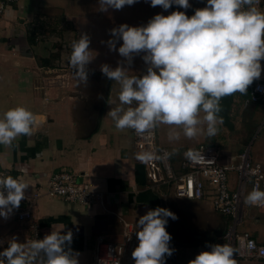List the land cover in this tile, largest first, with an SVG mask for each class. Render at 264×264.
Instances as JSON below:
<instances>
[{"label": "crops", "instance_id": "crops-1", "mask_svg": "<svg viewBox=\"0 0 264 264\" xmlns=\"http://www.w3.org/2000/svg\"><path fill=\"white\" fill-rule=\"evenodd\" d=\"M206 2L189 0L191 7L186 14L194 15L195 9L205 7ZM175 8L173 5L164 11L159 6H150V0H138L121 10L109 8L107 12H101L98 0H18L0 18V118L17 106L25 107L35 116L31 136L18 137L11 148L0 145V170L29 185L25 198L32 199L33 223L41 230V239L52 230L72 231L70 248L80 254L79 264H92L97 237L120 242L124 223L132 227L139 244L137 221L156 207L167 208L178 217L175 220L168 218L166 225L172 237L169 247L174 252L176 249L182 251L177 252L178 258L191 255L189 259H194L202 248L207 251L208 245L221 244L230 225V219L217 213L208 200L171 199L164 197L168 194L165 188L160 192L151 190L142 160L138 159L140 152L135 147L132 129L118 130L107 115L110 107L119 103L120 86L107 79L100 66L109 64L115 68L117 61L123 59L107 46L106 42L112 38L110 30L121 24L146 25L155 14L168 15ZM261 11H264V0ZM44 20L47 22L40 29L45 38L30 43V31L37 22ZM81 33H87L91 40L92 61L88 65L87 83L75 76L68 60L64 72L68 85L43 89L42 69L53 68L61 53L57 41L72 43L79 40ZM121 44L122 40L117 43V48ZM142 55L134 57L128 75L139 76L146 72ZM261 65L264 69V61ZM261 77H264V70ZM245 95L235 93L221 99L222 111L218 115L223 118V123L217 125L215 136L209 137L206 131H201L188 138L182 128H177L180 139L170 141L168 132L175 126H156L157 145L168 150L175 170L179 169L184 153L200 146L213 147L215 142L233 148L236 154L249 148L251 158L264 167V137L253 140L264 119V108L247 103ZM203 115L201 112L200 116ZM199 127L206 129V124ZM60 171L78 176L79 182L106 195L107 199L93 207H82L60 198H49L45 194L48 180ZM235 182L236 175L232 174L231 191ZM27 205L24 199L8 219L0 217V239L5 248L12 237L20 243L28 242L30 223L15 217V213L26 209ZM247 205L241 232L258 244H264V211ZM126 253L125 264H134L130 260L132 253ZM234 260L236 264H264L263 260ZM166 264H177V261Z\"/></svg>", "mask_w": 264, "mask_h": 264}, {"label": "clouds", "instance_id": "clouds-1", "mask_svg": "<svg viewBox=\"0 0 264 264\" xmlns=\"http://www.w3.org/2000/svg\"><path fill=\"white\" fill-rule=\"evenodd\" d=\"M137 2L98 0L101 12L109 8L121 10ZM258 4L259 0H207L205 7L195 9L189 17V0H150V6L164 11L173 5L185 11L158 13L146 25L121 24L111 29L107 46L123 59L117 61L115 68L102 64L100 71L120 86L119 103L107 113L115 127L133 129L139 134L159 124L175 126L169 129L170 141L180 139L177 128H182L188 138L201 131L215 136L217 125L223 123L218 115L222 111L221 99L235 93L247 94L248 87L260 79L264 70V11ZM90 43L89 35L81 33L79 40L72 42L69 57L75 76L84 83L92 61ZM141 53L146 72L128 75L134 57ZM34 123V114L23 106L7 110L0 118V145L11 148L18 137L31 136ZM202 124H206V129L199 127ZM151 158L153 153L138 154L140 160ZM28 187L20 178L0 175V217L6 220L19 208ZM246 202L264 206V191L254 187ZM168 218L178 219L162 207L139 217V244L131 254L134 264H166V257L174 252L169 247L172 237L166 230ZM72 238L71 230H52L43 239L25 243L12 237L0 251V264H79L80 254L70 248ZM208 247L210 250L200 252L188 264H236L228 244Z\"/></svg>", "mask_w": 264, "mask_h": 264}, {"label": "built area", "instance_id": "built-area-1", "mask_svg": "<svg viewBox=\"0 0 264 264\" xmlns=\"http://www.w3.org/2000/svg\"><path fill=\"white\" fill-rule=\"evenodd\" d=\"M17 2L18 0H0V18ZM261 5L262 0H259L260 10ZM40 28L41 24L37 22L36 42L45 38L44 31ZM67 67L66 63L62 64L58 59L53 68L42 69L44 75L42 88L66 87L68 79L64 72L67 71ZM246 98L247 103L264 108V77L255 80L248 87ZM258 130H264V119ZM132 135L135 147L140 153H153V158L142 160L145 177L151 190L160 192L165 188L167 193L168 190H172L176 198L188 201H200L206 196H212L214 210L230 219V225L222 239L225 244L232 247L233 259L264 261V244H258L245 233H237V227L243 222L248 187L250 192L254 187L264 191V167L251 158L249 148H245L233 158L223 159L217 148L200 146L191 150L192 156H187L188 152L184 153L179 169L175 170L170 162L168 150L157 145L156 127L139 134L132 129ZM229 173L236 175L235 188L232 191L228 182ZM0 175L6 176L8 172L0 170ZM45 194L49 198H60L82 207H93L107 199L106 195L93 191L82 181L79 182L78 176L65 171L51 175ZM25 201L28 203L27 208L18 210L15 217L18 221L30 223L28 239L30 242L41 239L42 234L39 227L33 223L32 199L26 197ZM250 206L264 211V206ZM137 246L132 227L124 223L120 242L97 237L92 264H123L126 252L132 253ZM4 248L3 241L0 244V251ZM130 260L134 262L132 255Z\"/></svg>", "mask_w": 264, "mask_h": 264}, {"label": "rangeland", "instance_id": "rangeland-1", "mask_svg": "<svg viewBox=\"0 0 264 264\" xmlns=\"http://www.w3.org/2000/svg\"><path fill=\"white\" fill-rule=\"evenodd\" d=\"M176 8H175V11L178 9L177 8V6H175ZM47 21H41L40 23H41V26L43 25V24H45ZM57 46L59 47V48H61V53H60V55H59V61L62 63V64H67V61L69 60V57H70V55L68 54V49L69 48H71V45H72V43H63V42H61L60 40H58L57 41ZM70 51H72V48L70 49ZM70 51H69V53H70ZM57 61V60H56ZM56 63V62H55ZM247 97V94L245 95V98ZM260 126V125H259ZM260 133V134H259ZM219 136L221 137L222 136V132H221V130H219ZM258 137H264V130H259V132H257L254 136H253V140L254 139H256V138H258ZM213 145V147H215V148H217L218 150H219V152H220V154H221V157L223 158V159H225L226 157H235V155H236V153L234 152L235 150L232 148V149H228V148H226V145H224L223 143H221V142H215L214 144H212ZM231 147V146H230ZM235 154V155H234ZM232 155V156H231ZM235 163H236V161H235ZM232 174H234V173H229L228 174V182L230 181V176L232 175ZM165 190V189H164ZM250 193V191H249V187H248V189H247V194H249ZM164 197H166V198H171V199H177L174 195H173V192H172V190H168V194L166 195V196H164ZM203 200H208V202L212 205V207H213V197L212 196H207V197H205V199H203ZM248 205H249V203H247ZM247 205V206H248ZM250 206V205H249ZM242 225H239L238 227H237V233H242L241 232V229H242V227H241ZM216 244H220V242H217ZM221 244H225V242H224V240L222 239V242H221ZM195 249H193L192 251H194ZM207 250H210L209 248H207ZM176 252H174V254H175V257H173L172 258V255L170 256V257H166V262H170V263H172V261L173 260H175V262L177 261V264H188V261L189 260H192V258H190L189 259V257L191 256H188V257H182V258H178L177 256H178V254H177V252H182L181 250L180 251H178L177 249L175 250ZM202 251H205V249L204 248H202V250H201V252ZM188 252V251H187ZM194 252H196V251H194ZM189 254H193L192 252H188ZM127 254V253H126ZM126 256V255H125ZM175 258V259H174ZM180 259V261H178ZM124 263L123 264H125L126 263V260H125V257H124Z\"/></svg>", "mask_w": 264, "mask_h": 264}, {"label": "trees", "instance_id": "trees-1", "mask_svg": "<svg viewBox=\"0 0 264 264\" xmlns=\"http://www.w3.org/2000/svg\"><path fill=\"white\" fill-rule=\"evenodd\" d=\"M36 33L37 31L35 30V28L30 31V37H29L30 43H35Z\"/></svg>", "mask_w": 264, "mask_h": 264}]
</instances>
